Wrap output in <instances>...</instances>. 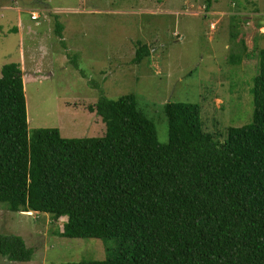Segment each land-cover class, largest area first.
Here are the masks:
<instances>
[{
    "label": "trees",
    "instance_id": "1",
    "mask_svg": "<svg viewBox=\"0 0 264 264\" xmlns=\"http://www.w3.org/2000/svg\"><path fill=\"white\" fill-rule=\"evenodd\" d=\"M146 54L140 43L131 61ZM258 56L247 122L214 139L222 132L203 128L197 102L169 100L165 142L132 92L86 105L103 121L101 135L27 134L19 63L3 62L0 202L64 215L59 235L114 239L101 259L61 264H264V47ZM0 255L28 260L32 247L0 233Z\"/></svg>",
    "mask_w": 264,
    "mask_h": 264
},
{
    "label": "rangeland",
    "instance_id": "2",
    "mask_svg": "<svg viewBox=\"0 0 264 264\" xmlns=\"http://www.w3.org/2000/svg\"><path fill=\"white\" fill-rule=\"evenodd\" d=\"M140 43L148 54L132 62ZM260 47L264 0H0V65L19 61L27 134L56 127L61 136L101 135L104 123L86 105L100 94L132 92L159 142L167 139L169 100L197 102L203 128L222 139L225 126L250 119ZM64 219L0 202V233L32 247L30 259L0 255V264H61L112 252L113 238L59 235Z\"/></svg>",
    "mask_w": 264,
    "mask_h": 264
},
{
    "label": "built area",
    "instance_id": "3",
    "mask_svg": "<svg viewBox=\"0 0 264 264\" xmlns=\"http://www.w3.org/2000/svg\"><path fill=\"white\" fill-rule=\"evenodd\" d=\"M29 17H30V18H35V17H36V14H34L33 12H30V13H29Z\"/></svg>",
    "mask_w": 264,
    "mask_h": 264
},
{
    "label": "crops",
    "instance_id": "4",
    "mask_svg": "<svg viewBox=\"0 0 264 264\" xmlns=\"http://www.w3.org/2000/svg\"><path fill=\"white\" fill-rule=\"evenodd\" d=\"M30 12H31V11H30ZM30 12H29V13H30ZM16 18H17V20H18V13H16ZM29 18H30V17H29ZM35 18H36V17H35ZM35 18H34V19H35ZM31 19H32V18H31ZM17 61H18V60H17ZM18 62H19V61H18Z\"/></svg>",
    "mask_w": 264,
    "mask_h": 264
}]
</instances>
